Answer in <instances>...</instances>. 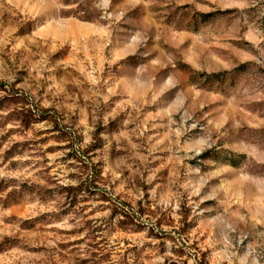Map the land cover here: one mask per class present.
Instances as JSON below:
<instances>
[{
  "label": "rangeland",
  "instance_id": "rangeland-1",
  "mask_svg": "<svg viewBox=\"0 0 264 264\" xmlns=\"http://www.w3.org/2000/svg\"><path fill=\"white\" fill-rule=\"evenodd\" d=\"M0 264H264V0H0Z\"/></svg>",
  "mask_w": 264,
  "mask_h": 264
},
{
  "label": "trees",
  "instance_id": "trees-1",
  "mask_svg": "<svg viewBox=\"0 0 264 264\" xmlns=\"http://www.w3.org/2000/svg\"><path fill=\"white\" fill-rule=\"evenodd\" d=\"M47 112H45L44 110H39L37 108H29L27 110V118H30L34 121V123H39L42 122L44 120H46L45 118V114Z\"/></svg>",
  "mask_w": 264,
  "mask_h": 264
}]
</instances>
